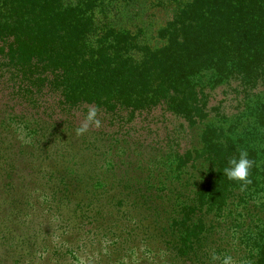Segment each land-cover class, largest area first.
Returning a JSON list of instances; mask_svg holds the SVG:
<instances>
[{
    "label": "trees",
    "instance_id": "trees-1",
    "mask_svg": "<svg viewBox=\"0 0 264 264\" xmlns=\"http://www.w3.org/2000/svg\"><path fill=\"white\" fill-rule=\"evenodd\" d=\"M151 6L163 10L159 22L148 14ZM0 66L11 70L17 93L33 107L40 106L37 97L47 93L57 94L64 109L90 105L132 119L159 108L187 121L196 131L200 152L211 155L199 172L207 184L197 189L196 180H185L178 151L171 150L174 165L164 156L163 169L151 166L137 189L118 183L120 194L126 191L117 202L119 211L92 209L89 219L101 218L99 229L106 234L132 224L134 230L142 227L146 239L170 229L173 250L181 244L190 247L197 251V260L206 258L210 249L225 255L211 217L187 212L201 206L200 197L193 195H200L206 186L220 195L231 188L223 169L240 150H247L253 161L264 159V0H0ZM233 83L240 93L239 109L228 113L222 110V101L209 104L213 90ZM29 120L34 126L25 128L37 141L41 135L52 144V133L74 134L71 123L47 124L40 116ZM95 134L107 136L102 138L109 150L123 141L105 129ZM89 148L101 149L95 144ZM262 165L264 160L255 167L263 172L261 178L250 171L252 183L244 191L235 190L238 202L247 196L238 213L247 211L258 228L247 237L259 249L257 264H264ZM53 175L50 170L45 174V195L67 203L64 207L75 205L73 214L78 217H83L79 213L86 203L74 197L79 188L84 187L83 195L90 199L93 190L110 189L107 183L74 185V174L56 183ZM86 178L102 179L98 171ZM131 197L130 208L138 209L139 217L126 206ZM128 241L133 243L136 237Z\"/></svg>",
    "mask_w": 264,
    "mask_h": 264
},
{
    "label": "rangeland",
    "instance_id": "rangeland-1",
    "mask_svg": "<svg viewBox=\"0 0 264 264\" xmlns=\"http://www.w3.org/2000/svg\"><path fill=\"white\" fill-rule=\"evenodd\" d=\"M151 13L156 22L164 14L163 10L153 6L148 14ZM15 81L11 70L0 66V264H208L215 252L213 249L200 260H197V251L194 253L190 247L182 248V244L173 250L170 229L146 239L142 227L134 230L132 224L113 228L116 233L106 234L99 229L101 218L98 221L89 219L94 210L119 211L117 202L122 194L126 197V191L120 194L116 185L128 184L137 189L143 185L151 166L158 164L163 169L160 159L164 156L172 165L175 164V150L178 151L185 180H196L197 189L205 186L208 179L201 178L199 172L209 162L211 155L200 152L202 148L198 145L196 131L187 121L159 108L137 113L132 119L114 117L98 109L101 127L86 133L89 138L86 134L77 136L75 129L90 105L64 109L57 94L44 93L37 97L42 100L40 106L33 107L17 93ZM239 96L235 83L224 85L211 92L209 104L217 105L222 101V110L230 113L239 109L236 106ZM29 116H40L47 124H74V134L69 131L64 134L52 133L55 135L51 137L52 144L47 143L41 135L37 141L34 134L25 128V125L29 129L34 126ZM24 117L27 120L24 121ZM100 129L123 141L115 144L113 149H107L108 142L102 138L107 136L95 134ZM58 142L61 145H55ZM89 144L101 149L95 152L89 148ZM190 151L193 152L188 153ZM263 160H254L250 170L259 178L263 172L255 167L261 165ZM49 170L55 171L57 176L53 175L51 179L56 183L74 174V185L94 182L102 187L107 183L110 189H102L100 193L92 189L94 198L90 199L83 195L84 187L79 188L74 197L86 203L79 213L83 217H78V214H73L75 205L64 207L67 203L54 201L45 195L42 183ZM95 171L102 179L88 180L86 177ZM213 172L215 174V170ZM225 182L231 184V188L223 195L216 192L213 186H206L200 195H193L200 197L201 206L187 214L198 217L201 213H207L211 217L219 242H223L225 247L224 253L233 257L234 264H257L259 249L253 248L247 237L255 234L258 228L250 221L247 211L245 215L237 211V207L244 208L247 203V196L237 201L238 191L235 190L240 188L242 182L227 177ZM133 201L132 197L125 200L126 206L133 211L134 217H139L138 209L130 208L129 204ZM136 201L139 203L140 198L137 197ZM167 224L165 221L164 226ZM208 228L209 225L203 232ZM133 236L136 241L131 243L128 239Z\"/></svg>",
    "mask_w": 264,
    "mask_h": 264
},
{
    "label": "clouds",
    "instance_id": "clouds-1",
    "mask_svg": "<svg viewBox=\"0 0 264 264\" xmlns=\"http://www.w3.org/2000/svg\"><path fill=\"white\" fill-rule=\"evenodd\" d=\"M101 127V120L98 118V108L89 106L86 115L81 121L80 125L75 129L77 136H82L90 132L93 128ZM254 161L248 158L247 150H240L239 157H233L228 161V166L223 169V174L233 181L242 182L240 184L241 191H244L248 185L252 183L250 179V170L254 166ZM234 264L231 255H223V257L212 253L208 264Z\"/></svg>",
    "mask_w": 264,
    "mask_h": 264
}]
</instances>
